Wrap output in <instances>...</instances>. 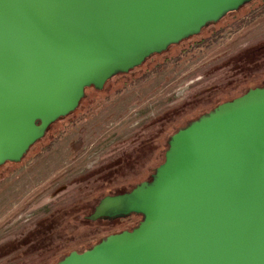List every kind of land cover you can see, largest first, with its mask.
Segmentation results:
<instances>
[{
    "label": "water",
    "instance_id": "95a60500",
    "mask_svg": "<svg viewBox=\"0 0 264 264\" xmlns=\"http://www.w3.org/2000/svg\"><path fill=\"white\" fill-rule=\"evenodd\" d=\"M255 0H0V167L20 163L87 88ZM143 220L58 264H264V87L171 137L152 181L87 219Z\"/></svg>",
    "mask_w": 264,
    "mask_h": 264
},
{
    "label": "rangeland",
    "instance_id": "374dc122",
    "mask_svg": "<svg viewBox=\"0 0 264 264\" xmlns=\"http://www.w3.org/2000/svg\"><path fill=\"white\" fill-rule=\"evenodd\" d=\"M263 3L248 4L238 15L245 18L241 25L230 14L224 31L214 34L219 28L211 26L201 32L214 34L206 46L196 48L199 39H188L114 77L103 91L85 93L74 115L50 127L17 171L3 167L0 264H58L70 252L134 230L140 217L85 219L103 194L113 196L138 178L151 181L174 129L264 86ZM64 126L69 128L59 138Z\"/></svg>",
    "mask_w": 264,
    "mask_h": 264
},
{
    "label": "trees",
    "instance_id": "16d2710c",
    "mask_svg": "<svg viewBox=\"0 0 264 264\" xmlns=\"http://www.w3.org/2000/svg\"><path fill=\"white\" fill-rule=\"evenodd\" d=\"M255 2H256V0L255 1H252L251 3H249V6H253L254 4H255ZM248 5V4H247ZM247 5H245V6H242L241 8H239L238 9V11H236L235 13H232L229 17L231 18V17H234L235 19H236V21L235 22H237V24H242L243 23V20L245 19L244 17H238V15H239V13L244 9V8H246L247 7ZM261 9H263L264 10V3H263V5L261 6ZM251 12L252 11H250V12H248L247 14H246V16L247 17H249V16H251ZM224 22H225V19L224 20H222V21H220V22H217V23H210L209 25H207L205 28H203V30H202V32L203 31H206L209 27H211V26H213V27H217V28H219V30H217L214 34H218L219 32H222V31H224V29H226V28H224V26H223V24H224ZM230 26H232V25H230ZM229 25L227 26V28H229L230 27ZM213 34V35H214ZM213 35H208V36H205V34L204 33H202L201 35H197V36H193V37H190L189 39H199V42L198 43H196L195 44V47L196 48H201V47H204V46H206L207 45V43H210V42H212L214 39V37H213ZM186 40H188V39H186ZM186 40H184V41H186ZM184 41H182V42H184ZM173 46V45H172ZM171 47V46H170ZM163 54V53H162ZM162 54H154V55H152L150 58H152V57H154V56H161ZM150 58H148L147 60H149ZM146 60V61H147ZM142 66V65H141ZM140 66V67H141ZM163 65H158L157 67L158 68H160V67H162ZM140 67H137V68H135V69H133V70H131L128 74H130V73H132V72H134V71H136L137 69H139ZM158 68H156V69H158ZM122 75H127V74H122ZM146 75H148V74H145V76ZM144 75L142 76V78H144L145 77ZM129 83H127V84H125L124 85V89H127V87L129 86L128 85ZM264 87V86H263ZM89 91H91V92H93V91H97V90H95L94 89V87H90V88H87L86 89V91H85V93H87V92H89ZM103 91V90H102ZM247 93V92H246ZM246 93H244V94H246ZM85 101V98L80 102V105H79V107L82 105V103ZM218 105V104H217ZM217 105H216V107H217ZM213 109H215V108H213ZM212 109V110H213ZM212 110H210V112L212 111ZM75 113V112H74ZM74 113H72L71 115H74ZM71 115H69V116H71ZM69 116H67V117H64V118H60L58 121H56L54 124H52V126L53 125H55L56 123H59V122H61L62 120H66L67 118H69ZM81 118H82V116H81ZM77 121H75V123H76ZM51 126V127H52ZM65 127V126H64ZM67 128H69V126H66L65 128H63V129H61L59 132H58V137L60 138L66 131H67ZM186 128V127H185ZM181 129H184V128H179V129H174V131H172L171 132V134H170V136L172 137L173 135H175L179 130H181ZM42 141V140H41ZM40 142V141H39ZM164 162H165V159H164ZM163 162V163H164ZM162 163V164H163ZM162 164H160V166L162 165ZM5 166H8V167H12V168H14L15 167V169H13L14 171H17L18 169H19V164H16V163H11V162H7L5 165H3V166H1L0 167V170L3 168V167H5ZM159 166V167H160ZM14 171H12L11 172V174H13L14 173ZM145 180H147V179H141V178H138V179H136V180H131L129 183H128V185L126 186V188L124 187V189L123 190H121V189H116L115 191H113L112 193H110L111 195H113V196H115V195H120V194H125V193H128V192H131L134 188H136L139 184H141L143 181H145ZM151 181H152V179H150ZM102 196H107V195H102ZM132 216H137V215H132ZM137 217H140V218H142V216H137ZM142 220H143V218H142ZM100 221V220H99ZM102 221V220H101ZM85 222L86 223H92L91 221H89L88 219H85ZM136 226L138 227V225L136 224ZM136 227V228H137ZM39 244H37V245H32V247L33 248H35V247H37ZM71 253V252H70ZM70 253H68L67 254V256L70 254ZM58 260V259H57ZM56 260V261H57Z\"/></svg>",
    "mask_w": 264,
    "mask_h": 264
},
{
    "label": "flooded vegetation",
    "instance_id": "af4514ba",
    "mask_svg": "<svg viewBox=\"0 0 264 264\" xmlns=\"http://www.w3.org/2000/svg\"><path fill=\"white\" fill-rule=\"evenodd\" d=\"M231 101H232V100H231ZM130 217H131V216H130ZM130 217H126V218H130ZM126 218H121V219H126ZM121 219H104V220H121ZM141 219H142V218H141ZM140 223H141V222H139L137 225L139 226ZM125 231H131V229H128V230H125ZM122 232H124V231H122ZM122 232H120V233H122ZM117 234H119V233H117ZM112 235H114V234H112ZM110 236H111V235H110ZM107 237H109V236H107ZM107 237H106V238H107ZM104 239H105V238H104ZM93 247H94V246H92V247H90V248L84 250L83 252H85V251H87V250H90V249H92ZM73 252H75V251H73ZM83 252H79V253H83ZM71 253H72V252H71ZM71 253H70V254H71ZM70 254H69V255H70ZM69 255H68V256H69ZM65 258H66V257H65ZM65 258H64V259H65ZM64 259H63V260H64Z\"/></svg>",
    "mask_w": 264,
    "mask_h": 264
}]
</instances>
